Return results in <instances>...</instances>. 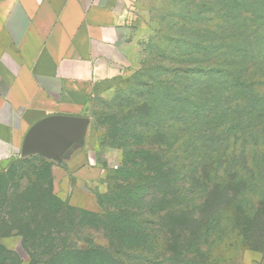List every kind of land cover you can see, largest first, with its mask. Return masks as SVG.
Returning a JSON list of instances; mask_svg holds the SVG:
<instances>
[{"label": "trees", "instance_id": "16d2710c", "mask_svg": "<svg viewBox=\"0 0 264 264\" xmlns=\"http://www.w3.org/2000/svg\"><path fill=\"white\" fill-rule=\"evenodd\" d=\"M202 6L207 13L219 8L224 24L210 31L216 37L202 36V59L183 43L175 54H160L169 66L144 70L151 79L111 119L112 141L125 159L109 177L108 191L96 193L100 212L68 202L92 218L76 241L71 227L51 226L61 201L46 181L25 179L27 170L0 171V264H23L3 244L15 236L23 238L30 264H156L164 254L173 256L166 263L185 264L191 249L202 253V231L208 236L223 217L243 240L264 228V197L255 200L253 193L264 178V147L247 146L248 131L258 142L264 129V0H206ZM225 24L236 25L231 54L224 50L230 39L218 37L229 30ZM191 62L200 69L191 70Z\"/></svg>", "mask_w": 264, "mask_h": 264}, {"label": "crops", "instance_id": "0c3cea01", "mask_svg": "<svg viewBox=\"0 0 264 264\" xmlns=\"http://www.w3.org/2000/svg\"><path fill=\"white\" fill-rule=\"evenodd\" d=\"M137 0H0V162L22 152L30 130L52 117H90L101 83L128 56ZM70 206L100 212L108 185L90 124L51 157Z\"/></svg>", "mask_w": 264, "mask_h": 264}, {"label": "rangeland", "instance_id": "374dc122", "mask_svg": "<svg viewBox=\"0 0 264 264\" xmlns=\"http://www.w3.org/2000/svg\"><path fill=\"white\" fill-rule=\"evenodd\" d=\"M203 1L206 0L136 1L128 20L129 32L127 41L129 50L128 56L124 61L125 65L121 67L116 77L101 83L88 118L93 132L97 134L98 168L103 172L105 184L108 185L109 177L118 171L125 159L123 149L120 148L118 143L112 141L114 127L111 124V119L114 121V116L125 110L128 103L136 96V93L143 90L141 85L151 79V77L147 76L148 72L144 70L155 71L159 67L169 66L170 63L166 60L161 62L159 59L160 54L163 56L170 53L175 54L183 43L189 44L184 49L191 56L202 59V36L211 34L216 37L210 31L212 29L215 30L213 27L216 24H224V15H222L219 8L214 9L213 12L209 10L207 13L208 9L202 6ZM207 1L209 2L210 0ZM244 9L245 11L247 10V8ZM215 17H218L216 22ZM225 25L226 28L229 27V25ZM235 26L233 24L230 25V32L229 30L218 32V37L230 39L231 44L224 48V50L228 49L230 54L234 49ZM202 27L205 28L203 31ZM207 28L210 30H207ZM216 31L219 30L216 29ZM191 63L193 64V62ZM194 69H200V66L196 65L195 67V64H193L191 70ZM258 130L257 128L254 131ZM248 133H250L248 138L250 142L249 145H246L250 149L256 144L259 147L263 144L262 147H264V129L259 133L258 142H253L251 137L253 133L251 134L250 131ZM44 159L42 155L24 156L21 152L17 156H12L6 161L0 162V171L3 174L12 171L19 174L21 173L20 171L27 170L28 172L24 175L25 179L35 178L41 182L46 181L61 201L57 211L53 213L56 221L51 226L57 231L62 228L68 230L71 227L72 236L70 240L76 241L78 235L84 234L81 232L83 222L92 220V218L81 211H74L69 208L67 197L58 192L56 174L58 175L59 172L54 173V169H50ZM259 165L263 166L264 163L260 162ZM253 193L255 200L264 197L263 177L257 181ZM110 197L103 199L107 212L112 209ZM168 222L169 220L167 219L166 223ZM189 222V220H186V224ZM226 225L227 218L223 217L218 220L217 224L214 223L209 227L208 236H205L203 234L204 231H202V244L199 246L202 249V253L200 254L196 250L191 249L185 258V264H264V252L259 254L249 251L254 249L264 251V228L258 230L257 236L253 235L255 238L243 240L236 230L226 228ZM92 235L97 243L105 244V240L100 235L95 233ZM166 242V240L163 241V243ZM3 244L9 249L17 251L22 256L23 264H30L33 260L27 248V252L25 251L22 237L15 236L4 239ZM172 257L170 254L159 255L156 264H169L166 261Z\"/></svg>", "mask_w": 264, "mask_h": 264}, {"label": "water", "instance_id": "95a60500", "mask_svg": "<svg viewBox=\"0 0 264 264\" xmlns=\"http://www.w3.org/2000/svg\"><path fill=\"white\" fill-rule=\"evenodd\" d=\"M89 124L88 119L52 117L36 124L26 136L22 154L51 157L61 152L65 142L83 132Z\"/></svg>", "mask_w": 264, "mask_h": 264}]
</instances>
